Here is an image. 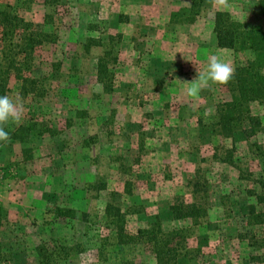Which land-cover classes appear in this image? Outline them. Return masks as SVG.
Returning <instances> with one entry per match:
<instances>
[{
	"label": "rangeland",
	"instance_id": "374dc122",
	"mask_svg": "<svg viewBox=\"0 0 264 264\" xmlns=\"http://www.w3.org/2000/svg\"><path fill=\"white\" fill-rule=\"evenodd\" d=\"M258 1L0 0L56 34L36 50V90L12 77L5 94L24 106L20 124L46 129L0 144V264H46L44 246L49 264H156L111 236L108 207L128 235L185 230L178 264H264V102L228 133L218 109L230 88L184 92L209 55L233 68L247 58L217 46L214 16L264 30ZM176 200L200 217L175 219Z\"/></svg>",
	"mask_w": 264,
	"mask_h": 264
},
{
	"label": "trees",
	"instance_id": "16d2710c",
	"mask_svg": "<svg viewBox=\"0 0 264 264\" xmlns=\"http://www.w3.org/2000/svg\"><path fill=\"white\" fill-rule=\"evenodd\" d=\"M258 10L264 15V0L258 1ZM213 32L219 48L247 55V58L236 63L232 79L222 85L230 88L233 98L218 109V125L230 133L233 123L242 124L245 119L252 121L247 107L249 102H264V30L257 26L245 28L228 13L217 12L214 16ZM55 37V33L47 32L42 25L24 20L11 4L0 5V95L6 94L12 77L20 83L22 93L28 94L34 88L36 90V80L29 77L33 75L35 68L36 50L45 42H54ZM38 129L40 133H44L45 124L29 120L24 124L5 126L9 140H18L21 143L25 142L30 132L39 131ZM2 143L4 142L0 141ZM258 201L261 202L262 199L258 197ZM170 211L175 219L196 220L200 217L196 204H185L179 200L170 207ZM58 212L67 217L74 215L73 210L58 209ZM106 216L107 229L119 245H145L150 249L156 264H178L181 259L191 254L187 233L183 229L165 232L159 224H154L137 230L135 235H128L124 229V216L119 210L113 215L108 207ZM37 250L45 263L49 264L46 246L38 247ZM123 264L132 262L126 261Z\"/></svg>",
	"mask_w": 264,
	"mask_h": 264
},
{
	"label": "clouds",
	"instance_id": "9594fccd",
	"mask_svg": "<svg viewBox=\"0 0 264 264\" xmlns=\"http://www.w3.org/2000/svg\"><path fill=\"white\" fill-rule=\"evenodd\" d=\"M214 9H227L230 7L229 0H210ZM233 66L220 58L218 55H209L206 67L201 70L197 67L196 74L184 92L189 97H198L200 92L211 85L227 84L233 77ZM208 113L206 112L205 115ZM24 116V106L18 100L9 95H0V141L7 142L10 139L5 126L9 123L19 125Z\"/></svg>",
	"mask_w": 264,
	"mask_h": 264
}]
</instances>
